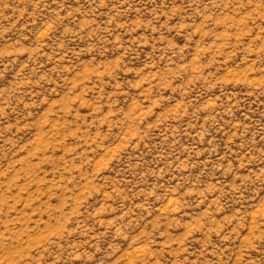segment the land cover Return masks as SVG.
Listing matches in <instances>:
<instances>
[{
  "label": "rangeland",
  "instance_id": "rangeland-1",
  "mask_svg": "<svg viewBox=\"0 0 264 264\" xmlns=\"http://www.w3.org/2000/svg\"><path fill=\"white\" fill-rule=\"evenodd\" d=\"M0 264H264V0H0Z\"/></svg>",
  "mask_w": 264,
  "mask_h": 264
},
{
  "label": "bare ground",
  "instance_id": "bare-ground-1",
  "mask_svg": "<svg viewBox=\"0 0 264 264\" xmlns=\"http://www.w3.org/2000/svg\"><path fill=\"white\" fill-rule=\"evenodd\" d=\"M195 66V65H194Z\"/></svg>",
  "mask_w": 264,
  "mask_h": 264
}]
</instances>
